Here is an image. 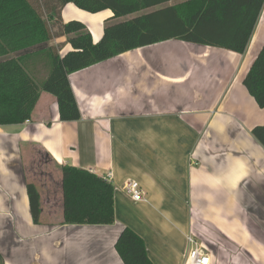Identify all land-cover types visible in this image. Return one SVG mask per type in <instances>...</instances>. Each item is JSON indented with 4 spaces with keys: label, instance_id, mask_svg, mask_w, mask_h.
Segmentation results:
<instances>
[{
    "label": "crops",
    "instance_id": "crops-1",
    "mask_svg": "<svg viewBox=\"0 0 264 264\" xmlns=\"http://www.w3.org/2000/svg\"><path fill=\"white\" fill-rule=\"evenodd\" d=\"M74 6L61 21L83 22L96 43L112 11L86 20ZM58 38L61 54L70 44ZM263 44L264 5L242 53L176 39L129 50L69 74L79 119L61 121L41 92L29 120L0 125V264H123L114 243L125 226L152 264H183L189 231L211 264H264V147L252 135L264 107L243 84ZM66 164L113 184L114 223H63ZM127 179L144 201L121 189ZM27 182L40 194L39 223Z\"/></svg>",
    "mask_w": 264,
    "mask_h": 264
},
{
    "label": "trees",
    "instance_id": "trees-1",
    "mask_svg": "<svg viewBox=\"0 0 264 264\" xmlns=\"http://www.w3.org/2000/svg\"><path fill=\"white\" fill-rule=\"evenodd\" d=\"M170 1L0 0V125L29 120L41 92L56 98L61 121L79 119L69 74L129 50L176 39L242 53L264 5V0ZM68 3L89 13L112 11L96 43L83 22L61 21V9ZM140 11L145 12L130 16ZM57 36L70 44L61 54L49 44ZM243 84L264 107V44ZM252 135L264 147V124L255 126ZM60 173L64 224L114 223L115 188L110 181L67 164L60 166ZM26 191L32 220L39 223L40 194L32 182ZM114 249L123 264H152L144 240L127 226Z\"/></svg>",
    "mask_w": 264,
    "mask_h": 264
},
{
    "label": "built area",
    "instance_id": "built-area-1",
    "mask_svg": "<svg viewBox=\"0 0 264 264\" xmlns=\"http://www.w3.org/2000/svg\"><path fill=\"white\" fill-rule=\"evenodd\" d=\"M108 174L107 178H110ZM121 189L133 200L144 201L143 192L141 191L138 182L127 179L123 182ZM187 249L184 254L183 264H211V253L206 245L198 241L192 231L186 235Z\"/></svg>",
    "mask_w": 264,
    "mask_h": 264
},
{
    "label": "rangeland",
    "instance_id": "rangeland-1",
    "mask_svg": "<svg viewBox=\"0 0 264 264\" xmlns=\"http://www.w3.org/2000/svg\"><path fill=\"white\" fill-rule=\"evenodd\" d=\"M75 7V9H77V11H80V12H78V13H75V12H72L71 14L73 15V17H76V18H82V19H86V20H93L94 19V17H100V13H89V12H86V11H84V10H81L80 8H77L76 6H74ZM40 9L42 10V12H43V16H44V18H46V15H44V11H43V7H40ZM102 13V12H101ZM138 13H135V14H133V15H131V16H135V15H137ZM126 18H128V17H126ZM57 26L56 27H54L53 28V30L54 31H56L57 30ZM59 36H57V37H54L52 40H50V44L51 45H54V46H58V48L60 47V42H59V38H58ZM156 50H157V48H155ZM150 50H154V48H150V49H148V51H150ZM54 173H56V171H54ZM58 176V175H57ZM182 209L183 210H187L188 212H190L191 211V213H194V210L193 209H195V210H197L198 211V207H194V208H192V207H182Z\"/></svg>",
    "mask_w": 264,
    "mask_h": 264
}]
</instances>
